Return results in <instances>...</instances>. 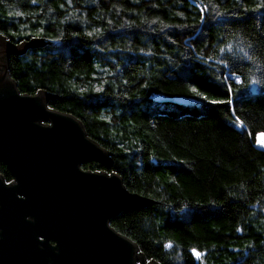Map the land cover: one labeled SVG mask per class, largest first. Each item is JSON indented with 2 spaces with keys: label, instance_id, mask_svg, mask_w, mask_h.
Listing matches in <instances>:
<instances>
[{
  "label": "trees",
  "instance_id": "obj_1",
  "mask_svg": "<svg viewBox=\"0 0 264 264\" xmlns=\"http://www.w3.org/2000/svg\"><path fill=\"white\" fill-rule=\"evenodd\" d=\"M259 2L0 3V32L14 45L31 44L9 56L8 72L18 90L51 95L49 107L75 116L108 152L109 168L94 161L82 168L116 173L129 192L151 201L110 220L146 262L200 264L191 253L195 248L207 252L205 264H264V149L255 142L264 134V83L249 85L242 102L236 98L235 114L251 135L230 123L228 106L209 105L187 91L192 86L204 91L215 74L227 72L217 62L221 39L234 45L236 57L244 52L257 57L238 61V72L264 79V52L257 42L264 10H244ZM201 3L209 5L203 23ZM12 12L25 15L9 16ZM57 36L61 39H49ZM185 69V76H177ZM0 176L13 181L1 161ZM168 242L172 248L164 247Z\"/></svg>",
  "mask_w": 264,
  "mask_h": 264
},
{
  "label": "water",
  "instance_id": "obj_2",
  "mask_svg": "<svg viewBox=\"0 0 264 264\" xmlns=\"http://www.w3.org/2000/svg\"><path fill=\"white\" fill-rule=\"evenodd\" d=\"M29 47L0 37V161L13 177L0 176V264H160L146 262L110 225L151 201L129 192L116 173L82 168L92 161L109 168L108 152L75 116L49 107L51 95L18 90L9 56Z\"/></svg>",
  "mask_w": 264,
  "mask_h": 264
},
{
  "label": "snow or ice",
  "instance_id": "obj_3",
  "mask_svg": "<svg viewBox=\"0 0 264 264\" xmlns=\"http://www.w3.org/2000/svg\"><path fill=\"white\" fill-rule=\"evenodd\" d=\"M38 0H31L32 4H36ZM68 4H71V0H67ZM0 3H4V0H0ZM64 5H61V8H63ZM197 7L200 11V19L203 23L205 20L204 13L208 11L209 5L207 4H198ZM245 11H258V10H264V0H260L259 3H256L255 6L252 9H244ZM9 16H24L25 13L23 12H12L8 13ZM217 16H222V14L217 13ZM157 21H153V23H156ZM231 21L220 19L219 23H230ZM164 27H180V25H164ZM97 32L100 31V29H96ZM39 33H43V29H39ZM17 33H10V35H16ZM28 35H31V33H27ZM88 35H92V33H89ZM0 37H4L5 40H7V36L4 32H0ZM49 39H55L59 40L61 37H49ZM258 44H259V50L264 52V33L258 34ZM220 43L223 44L222 47H218V52L221 54L218 63L222 65L224 68L227 69V72H221L219 74L214 75V82L208 83L204 87V91H201L200 88L196 86H192L187 89L189 93L192 95L200 98L201 100L207 102L209 105H226L229 107V110L232 112V118L230 119V123H232L235 127L242 129L244 132H248L247 129H245V121L241 119L240 115H236V107L235 104L237 102L236 98L239 96L240 101L242 102L246 97L244 95V90H246L249 85H260L264 83V79H259L255 77H248L246 73L244 72H238L236 69L239 67L238 61L240 60H248V61H254L257 59V57L254 55H248L247 52H244V49L241 48L240 51L244 52V56L242 58H238L234 54V45L232 43H225L223 39L220 40ZM249 48H252L253 45L249 44ZM231 54V55H229ZM209 60L212 59V57L208 58ZM207 60L201 61L203 64H207ZM231 63L232 67H229V64ZM188 69H185L182 72H178L177 76H185L187 74ZM261 77L264 78V71L261 72ZM248 80V83H245V80ZM233 84L239 85V88H234ZM147 86V85H145ZM104 89L102 87H97L95 91L102 92ZM213 91L214 95L222 96L225 98L220 99H209V96L206 94L207 91ZM255 91V89H253ZM249 135H251L250 132H248ZM256 144L264 149V140L260 138V134H257L256 138ZM109 176H112V172L107 173ZM8 183H12L9 181ZM180 211H183V209H180ZM30 216V215H26ZM26 224L35 225L37 223V219H35L32 222H29L27 219H25ZM237 231H243V228H238ZM0 232H2V229H0ZM41 240H46V237L44 235L36 234ZM166 248H172L173 245L171 242H168L164 245ZM192 255L195 257L197 261L200 262V264H205L204 257L207 255V252L204 251H198L197 249L193 248L191 249ZM240 260V258H237ZM244 259H247V256L244 257Z\"/></svg>",
  "mask_w": 264,
  "mask_h": 264
},
{
  "label": "bare ground",
  "instance_id": "obj_4",
  "mask_svg": "<svg viewBox=\"0 0 264 264\" xmlns=\"http://www.w3.org/2000/svg\"><path fill=\"white\" fill-rule=\"evenodd\" d=\"M260 138L262 139V140H264V135L263 134H260ZM258 146V145H257Z\"/></svg>",
  "mask_w": 264,
  "mask_h": 264
},
{
  "label": "rangeland",
  "instance_id": "obj_5",
  "mask_svg": "<svg viewBox=\"0 0 264 264\" xmlns=\"http://www.w3.org/2000/svg\"><path fill=\"white\" fill-rule=\"evenodd\" d=\"M264 135V134H263ZM257 145V144H256ZM259 147V146H258ZM260 148V147H259Z\"/></svg>",
  "mask_w": 264,
  "mask_h": 264
}]
</instances>
